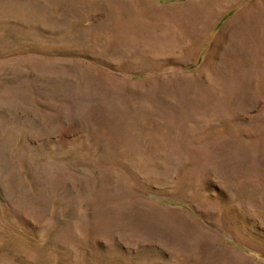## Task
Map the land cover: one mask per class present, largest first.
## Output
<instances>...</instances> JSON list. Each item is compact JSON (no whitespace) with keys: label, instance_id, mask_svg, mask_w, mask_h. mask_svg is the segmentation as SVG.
<instances>
[{"label":"rangeland","instance_id":"rangeland-1","mask_svg":"<svg viewBox=\"0 0 264 264\" xmlns=\"http://www.w3.org/2000/svg\"><path fill=\"white\" fill-rule=\"evenodd\" d=\"M0 264H264V0H0Z\"/></svg>","mask_w":264,"mask_h":264}]
</instances>
